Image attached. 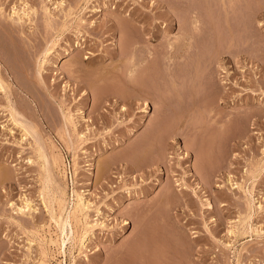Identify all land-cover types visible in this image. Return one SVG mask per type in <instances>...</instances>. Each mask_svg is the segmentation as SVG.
Returning a JSON list of instances; mask_svg holds the SVG:
<instances>
[{"label":"rangeland","instance_id":"1","mask_svg":"<svg viewBox=\"0 0 264 264\" xmlns=\"http://www.w3.org/2000/svg\"><path fill=\"white\" fill-rule=\"evenodd\" d=\"M195 1L0 0V264H264V0Z\"/></svg>","mask_w":264,"mask_h":264},{"label":"bare ground","instance_id":"2","mask_svg":"<svg viewBox=\"0 0 264 264\" xmlns=\"http://www.w3.org/2000/svg\"><path fill=\"white\" fill-rule=\"evenodd\" d=\"M230 1V0H229ZM228 1V2H229ZM194 2H196L195 0H194ZM236 3V2H235ZM227 4V3H226ZM225 4V5H226ZM243 4V3H242ZM238 5H240V4H238ZM234 6V5H233ZM230 9V8H229ZM215 10V9H214ZM192 12V11H191ZM16 13V12H15ZM18 13V12H17ZM191 14H193V13H191ZM195 14V13H194ZM20 15V14H19ZM25 15V14H24ZM26 16V15H25ZM197 18V17H196ZM196 18H194V20L192 21V26H194V29H196V30H198V29H200L199 28V20H197ZM232 19V18H231ZM17 20V19H16ZM188 20V19H187ZM218 20V19H217ZM121 24V23H120ZM202 28V27H201ZM193 29V30H194ZM192 31V30H191ZM195 31V30H194ZM137 32V31H136ZM196 32V31H195ZM133 33V32H132ZM197 33V32H196ZM133 35L134 36H136V37H138L137 36V34L136 33H134V34H131V38L133 39ZM186 37V36H185ZM135 38V37H134ZM181 38V37H180ZM137 39V38H136ZM186 39V38H185ZM190 42V41H189ZM231 52V51H230ZM162 59V58H161ZM150 61H151V59H150ZM143 65V64H142ZM146 65V64H145ZM141 68V67H140ZM37 69V68H36ZM142 70V69H141ZM79 73V72H78ZM132 73V72H131ZM130 73V74H131ZM133 73H134V71H133ZM77 74V73H76ZM134 76V75H133ZM172 81V80H171ZM0 84L2 85V86H4V82L2 81V79H1V77H0ZM94 88V87H93ZM83 89V88H82ZM9 103V102H8ZM9 107V106H8ZM10 111H11V116H12V118H13V121L15 122V124L16 125H19V126H21L22 127V129L24 130V132L25 133H27V134H31L32 132V130H31V128L32 127H30L29 125H26L25 123H23V124H21L22 122L20 121H18L17 119H19L22 115H21V113L20 112H18V110L16 109V107H14V106H11L10 107ZM63 114V113H62ZM146 115V114H145ZM17 116H19L18 118H17ZM72 121V120H71ZM31 124V123H30ZM67 132V131H66ZM82 135V134H81ZM86 140V139H85ZM81 141V140H80ZM84 141V140H83ZM37 144V143H36ZM41 145V144H40ZM70 146V145H69ZM42 147H43V145H42ZM41 146H40V151L42 152V150H44V148H42ZM39 152V151H38ZM45 152V151H44ZM44 154V153H43ZM42 158L43 159H46L45 158V154L44 155H42ZM44 161V160H43ZM46 162H47V160H46ZM263 165V164H262ZM45 166H47V165H45ZM50 169V168H49ZM47 173H49V172H47ZM50 179V178H49ZM48 179V180H49ZM47 180V181H48ZM50 181V180H49ZM45 183H46V181H45ZM49 185V184H48ZM47 186V185H46ZM45 188H47V187H45ZM49 188V187H48ZM77 197H78V194H77V192L73 189V201H71V202H73V208H74V205H75V203H76V199H77ZM83 198V197H82ZM30 204V203H29ZM89 204V203H88ZM251 204H253V202L251 203ZM69 205V204H68ZM65 207H67V206H65ZM252 207V206H251ZM250 209H252V208H250ZM63 212H66V208H64V210H63ZM69 212V211H68ZM67 213V212H66ZM249 219H250V217H249ZM248 219V220H249ZM249 222H250V220H249ZM56 223L58 224V227H59V229H60V231H61V234L64 236V238L62 239V250H63V253H65V251H64V249H66V244H67V241H69L70 242V252L72 253V251L75 249V243H74V237H73V233H74V229H73V225H72V220H71V212H69L68 214H67V217L66 218H64L63 216L59 219V221L58 220H56ZM127 225H130L128 222L126 223ZM68 226L70 227V229H69V231H70V234L68 233L67 234V228H68ZM62 237V236H61ZM66 237V238H65ZM68 247V246H67Z\"/></svg>","mask_w":264,"mask_h":264},{"label":"built area","instance_id":"3","mask_svg":"<svg viewBox=\"0 0 264 264\" xmlns=\"http://www.w3.org/2000/svg\"><path fill=\"white\" fill-rule=\"evenodd\" d=\"M65 164H66V168H67V173L69 175V179H70V181H72V173L74 171H73V168L71 167L70 162H69L67 157L65 159Z\"/></svg>","mask_w":264,"mask_h":264}]
</instances>
